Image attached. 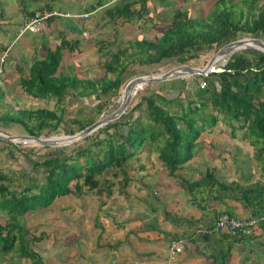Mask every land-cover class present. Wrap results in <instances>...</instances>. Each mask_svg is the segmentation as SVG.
Returning a JSON list of instances; mask_svg holds the SVG:
<instances>
[{
  "label": "trees",
  "instance_id": "1",
  "mask_svg": "<svg viewBox=\"0 0 264 264\" xmlns=\"http://www.w3.org/2000/svg\"><path fill=\"white\" fill-rule=\"evenodd\" d=\"M56 1L20 0V5L23 11H28L36 3H41L36 9L52 10L55 9ZM94 1L92 4V0H89L87 12L103 8L109 3V0ZM156 1L158 3L153 8L156 17L158 10H169L166 6L169 1L175 7L169 13L167 21L149 23L146 27L142 24L139 29L151 32V36L129 39L124 47L117 48L113 53H104L107 56L103 64L104 72L106 75L111 73L112 78L106 75L96 79L78 78L60 71L62 51L72 52L77 41L71 42L61 37L51 48L44 47L41 59L32 62L28 77L21 78L19 83L28 98L44 100L45 103L54 99L56 108L48 109L45 104L35 109L23 108L16 112V117H8V123L20 125L26 135L39 137L43 130H57L63 111L60 104L66 98H95L99 102L101 98L117 96L121 87L119 78L127 69L126 64L138 67L160 66L172 61L176 65H185L202 52L217 51L225 44L243 37L264 42V0ZM151 2L152 0H116L103 9L102 16L107 24L115 26L117 30L129 28L131 23L152 19L147 11ZM194 5L198 7L192 12L191 6ZM34 10L30 9V12ZM52 19L54 18L46 21L44 30L48 29V22ZM103 45L100 42V46L96 48L98 52L102 51ZM214 70L206 76L178 79L176 87L170 88L166 93L159 90L143 96L134 107L127 110L130 113L127 121L122 122V116L93 132L95 139L90 146L97 149L95 153H91L89 148L75 145V151L63 159L56 154L47 153L42 161L33 162L26 156L31 171L39 170L44 176L41 184H25L22 190L17 191L10 187L13 178L0 170V255L13 253L17 258L28 260L30 264H42L40 256L31 246L43 239V233L35 235L31 232V227L19 224L18 217L27 216L36 210H46L62 198L79 199L87 196L85 192L91 194L95 191L98 195L104 192L109 197L112 184L107 177L115 179L121 174L120 181L126 186L129 178L123 165L135 155L138 147L146 144L154 145L158 160L176 178V188L184 194L192 207L204 211L209 200L215 205L211 209L212 219L206 227L199 226L194 219L181 220L164 211L165 221L175 227H192L194 230L190 233L183 231L179 235L169 234L139 222L138 225L142 227L140 231H157L166 236L170 243L183 241L184 237L204 264L236 263L235 245H240L249 254V261L239 264H261L264 238L261 239L260 232L257 236L254 232L258 227H264V220H258L264 217V174L262 181L248 187L220 181L212 169L205 170L202 176L193 180H187L179 174L192 160L201 133L204 129L208 131L215 126L219 116L222 123L229 127L230 138H235L234 132H241L242 142L252 148V158L264 170V53L253 48L238 50L225 58L223 66L215 67ZM189 80L192 81L189 83ZM200 81L206 83L205 88H199ZM180 99L186 100L184 106L183 102L180 104ZM143 103L144 108H141ZM175 105L178 109L172 111L170 107ZM95 109L97 114L102 113V104L97 103ZM203 110H209L210 113L205 114ZM199 112L201 114L195 116ZM207 117L211 118L206 121ZM142 119L146 121L143 123ZM95 121L90 119L81 124L71 120V125L77 127L69 130L68 134L72 135ZM110 130H113L112 134ZM148 133L153 134L149 136ZM131 134L135 138L131 139ZM90 136L91 134L82 141ZM124 147L127 150L123 151ZM3 151L4 148L1 147L0 153ZM99 175H105L101 183L106 190L99 188L96 178ZM33 188L37 189L36 193H32ZM224 199L238 202L248 211V215L235 218L229 213L221 212L217 207ZM221 214L239 221H258L248 227L252 231L250 236L240 232L234 235L211 232L214 219ZM98 224V220L94 219L93 229L96 235L103 230ZM250 241L255 243L256 248L263 249L261 257L257 258L258 254L251 257L254 245ZM184 245L183 241V248Z\"/></svg>",
  "mask_w": 264,
  "mask_h": 264
},
{
  "label": "rangeland",
  "instance_id": "2",
  "mask_svg": "<svg viewBox=\"0 0 264 264\" xmlns=\"http://www.w3.org/2000/svg\"><path fill=\"white\" fill-rule=\"evenodd\" d=\"M85 1L86 0H61L59 6L58 4H54V6L56 10L58 7V9H65L73 13L72 11L81 9L77 8L79 4H84L85 7L86 4L83 3ZM94 2L95 1H93V3ZM157 3L158 1L152 0V5H148L147 11L150 18H152L151 20H145V22L141 20L131 23L132 25L129 26V29L128 27L118 28L120 36H118L119 33L113 32L114 27H112V25L105 24L103 30L108 32L110 38L104 37V39H99L96 34L92 38V41L95 43L93 44L96 46L99 45L100 42L104 41V43H109L114 40L116 45L112 42L114 45L110 46V49H114L116 47L121 48L125 46L124 42L118 41L120 38L129 37L132 39L151 36V32L139 29L142 24H144V26H149V23L159 24L160 22L167 21L169 13L175 7V4L173 5L172 2L169 1L166 5L169 10L165 12H163V9L158 10V16L156 17L153 8ZM110 4L106 6L109 7ZM106 6L95 11V13L88 18H94L95 23L100 22L101 14ZM196 7H198V5L191 6L192 12ZM96 28L95 26L93 30H96ZM27 37L29 36L25 34L19 40L15 41V48L23 44L24 40H28ZM106 40H109V42ZM215 52L216 50L202 52L185 65H176L172 61H168L160 66L138 67L135 64H126L127 69L119 78L121 87L119 88L120 90L117 96H107V98H101L99 102H97L95 98H66L60 104V108L63 111L61 114V122L57 130H43L40 137L67 136L69 135V130H75L77 127V125H71V120L82 124L86 120H98L106 116L118 106L121 89L131 78L142 75L159 74L176 66H192L199 68L203 66ZM80 57L81 56H79V58ZM78 63L79 65H87L88 61H86V59H80ZM102 63L104 62L99 63L97 66H91L86 70L76 69V65L68 67V65H63L62 63L60 71L78 78L96 79L106 75ZM215 64V67L220 66V64L216 62ZM106 76L110 78L113 77L111 73ZM176 80L178 79L162 83H150L143 86L141 89L137 90L136 94L130 99L125 113L120 117L124 116L123 118H127L130 114L128 112L129 109L134 107L143 96H147L159 90L161 93H166L170 88L176 87ZM191 81L189 80V83ZM180 100V104L183 102L184 106L186 100ZM97 103L102 104V113L97 114V110L95 109ZM104 103L106 105H104ZM43 104H45L48 109H54L57 105L54 99H49L46 103L44 100H32L30 98L15 101L9 100L8 97L3 98L0 95V118L2 120H0V133L8 136L26 135V132L19 127L20 125L15 123L10 124L7 120L16 117L17 108L35 109L44 106ZM177 104H179V101H177ZM141 108H144V103L141 105ZM170 108H172V111L178 109L176 105ZM203 112L205 114L210 113L209 110H203ZM200 114L199 112L195 114V116H199ZM220 117L221 116H219L215 126L211 127L208 131L204 129L201 133L199 145H196L198 147L197 150L195 148V156L183 167L179 174L185 179L191 180L202 176L205 170L212 169L220 181L226 183L234 182L246 187L252 186L255 180L258 178L261 180L264 170L262 168L260 170L259 163L252 158V148L248 147L247 143L242 142L240 137L241 132H234L235 138H230L229 127L222 123ZM210 118L211 117H207L205 119L208 121ZM117 120L118 119L114 121ZM141 121L144 123L146 120L142 119ZM120 129H122V127ZM109 132L112 134L113 130ZM150 134L152 135L153 133H148L149 136ZM99 137H103V135H99ZM133 137L134 134H131L130 138L133 139ZM94 139L95 135L92 133L87 140H80L73 144L58 148L39 147L28 143H9L0 141V147L4 148L3 153H0V170L13 178V183L10 187L20 191L25 184L29 185L35 182L41 184L44 181V176L39 170L38 172L37 170L35 172L31 171L25 158L26 156L33 162L42 161V157L47 153L56 154L63 159L68 156L69 153L75 151V145H79V147L84 149L89 148L92 151L91 153H95L97 149L90 146V143H92ZM135 148H137V146H135ZM122 150L125 151L127 148L124 147ZM230 152L235 154L236 157L229 155ZM214 155L217 157L214 158ZM123 168L125 169L126 176L129 178V182L126 186H123L122 181H120L121 174L115 179L107 177L112 184L110 188L112 196L109 198L105 196L104 192H102L101 195L96 194L95 191L91 194L85 192L87 195H91V197L89 198L86 196L84 201L82 197H80L79 200L76 198H62L55 201L51 207L46 210H36L27 216L18 217L17 220L19 224L26 228L31 227V232L35 235L40 232L43 233V239L31 246L40 256L42 264H162L163 262L166 263V261L170 262V264L172 263L173 260L167 256L170 242L163 234H158L156 233L157 231H151L157 237L156 240L150 241L152 243H147L146 241L142 242L141 239L139 240V238L132 237L133 234L136 233H139L141 237L145 236V231H140L142 227H140L138 223L141 222L143 225H152L154 229L158 227V231L163 230V232H165L169 230V232H178V228L173 227V225H170L164 219V211H167L166 209L168 208L166 207L168 203H174L173 207L176 208H174L175 212H178L179 215L173 213L174 209H172L173 211L170 210L171 212L169 213L181 220H189L192 219V217H197L200 211L197 210L199 212L195 213L193 216L189 214V212H191L190 209L192 210L193 207L189 206L190 203L188 199L184 201L181 195L179 196V194L174 193L173 184L176 178H173L168 168L161 164L157 158L156 151L149 146L145 145L141 151V156H133L124 163ZM104 177L105 175L96 177L101 190H106L104 184L101 183ZM36 192L37 189L33 188L32 193ZM73 203L74 209L71 211V204ZM214 205L215 203L211 200L205 204V208L208 209L203 211V218L206 224L210 223V218L212 216V211L210 210ZM94 219H97L98 225L103 228L101 232L98 231L96 236H93L91 233L93 232L96 234L93 229ZM262 228L264 231V227ZM97 229L99 230V228ZM185 229L187 233L194 230L192 227ZM130 230L131 233H129ZM128 237L133 240L131 243ZM182 239L184 244L187 243V246L193 248L188 245L184 237ZM115 242H121V245L113 249L112 245ZM234 248L240 254H236L238 258L237 260L235 258L236 263L232 264L249 261V254L246 253L247 250L244 251L240 245H235ZM259 257H261V253ZM262 260H264V257L260 260V263L264 264ZM0 264L30 263L28 260L17 258L11 253L8 255H0Z\"/></svg>",
  "mask_w": 264,
  "mask_h": 264
},
{
  "label": "crops",
  "instance_id": "3",
  "mask_svg": "<svg viewBox=\"0 0 264 264\" xmlns=\"http://www.w3.org/2000/svg\"><path fill=\"white\" fill-rule=\"evenodd\" d=\"M93 1L94 0H92L91 3H93ZM114 1L115 0H109L108 4L113 3ZM83 3L86 4L85 7H84V4H79V6H77V8H81V9L80 10L76 9V10L72 11L73 13H71L70 11H67L65 9L62 10L61 13H68V14L72 15V17H70V18H54V19H52V21L48 22V26H47L48 29L47 30H43L39 34L33 35L31 33H28V32H23L21 34V33H19V31H20L22 24L31 16L32 12H30V9H31V11L36 9L37 6H39V4H33L31 7L28 6L29 7L28 11H23V9L21 8V5H20L21 4L20 0H0V56H1V54L6 53V57L4 58V61L1 65L2 74L0 77V95L3 98L8 97L9 100H15V101L24 100L25 98H28V96L22 91L19 80L21 78L28 77V72H29L28 70H29L30 65L36 59H41V57L43 55V48L46 46L51 48L52 45L54 43H56L59 40V38H61V37H64V39L67 41H71V42L77 41L78 44L72 52H67L66 50L62 51V61L60 64V68H62V63H63V65L66 64V65H68V67H71V65H76L77 66L76 69L86 70L91 66H94V65L97 66L101 62H105V60H107V56L104 55L105 52L107 53V51H108V53H113L117 48H120V47H116L114 49H110V46H112L114 44L116 45V43L114 40L110 41V42H109V40H106L109 43H104V41L101 42L104 44L103 49L101 52L97 51L96 48L100 46V43H99V45L95 46L94 45L95 43L92 41V38L96 34H97L99 39H104V37L108 38L109 37L108 32H105L103 30L104 25L107 23L105 22L106 20L103 18L102 14L100 17L101 20H99L100 22L95 23L94 18H88L90 15L94 14L95 11H98L102 7H99L93 11L87 12L86 9H87V5H89V0H86ZM54 4H58V6H59V4H61V0H57ZM53 10H55V9H53ZM83 15H86V16H83ZM107 25H109V24H107ZM95 26L97 28H96V30H93V28ZM112 27H115V26H112ZM17 28H18V30H17ZM110 28H111V26H110ZM118 30L114 28L113 32L115 31L114 33L118 34L119 33ZM110 31H111V29H110ZM25 34H27L29 36V37H27L28 40H24L23 44H21L19 47L15 48L14 42L19 40ZM118 36H120V33L118 34ZM129 39H130L129 37H123V38H120V40H118V41L124 42L126 44L127 43L126 41ZM112 42H114V44ZM79 56H81V57L79 58ZM80 59L81 60L86 59V61H88V64L87 65H79L78 61H80ZM76 60H77V62H76ZM103 64L104 63H102V65ZM79 78H84V77H79ZM17 109L20 110L23 108H17ZM128 118H129V116H127V118H123L122 122L127 121ZM119 128H121V126H119ZM200 138H201V136H200ZM199 142H200V139L198 140L197 145H199ZM145 145L146 144H143L140 147H138L136 149L134 156H138V157H139V155L141 156V151L143 150ZM245 145H247V144H245ZM146 146H149L150 148H152L154 150V145H146ZM195 148L197 150L198 147L196 146ZM196 150L194 149L195 153H196ZM195 153H194V156H195ZM229 155L236 157V155L233 154L232 152H230ZM216 157L217 156L214 155V158H216ZM259 169L261 170L260 165H259ZM262 172H263V170H262ZM195 179H197V178H195ZM191 180H193V179H191ZM258 181H262V177H261V180H260V178L255 180L254 184H255V182H258ZM174 182L176 183L175 180H174ZM175 183L173 184L174 193L179 194V196L181 195V198L184 201H187L184 194H182L181 192L178 191V189L175 186ZM87 196L89 198L91 197V195H87ZM111 196H112V193L109 197H111ZM85 197L86 196H82V198H84L83 201L85 200ZM71 205H72L71 206V208H72L71 211H72L74 209V203ZM173 206H174L173 202L168 203L167 207H166V208H168L167 211L168 212L173 211L172 209L175 208ZM189 206L192 207L190 204H189ZM217 208L221 212L229 213L235 218H243V217H246L248 215V211L244 210L242 208V206L238 202H235L234 200L232 201L229 199H224L222 204H220ZM175 209H174L173 213L179 215L178 212H175ZM206 210H208V209H206ZM190 211L191 212H189V214L193 216L195 213L199 212L200 210L197 211V209L195 207H193L192 210L190 209ZM203 214H204L203 211H200L199 215L197 217H192V219L197 221V224L199 226L206 227L208 224L205 223V219L203 218ZM210 219H212V217ZM173 227H175V226H173ZM156 228L158 229V227H156ZM175 228H178L179 233L176 231H174V232H169V230H166V231L169 234L177 233L176 235H179L183 231L186 232L184 226L183 227L182 226H176ZM151 231H153V230H151ZM151 231L144 232L145 236H143V237H141V235L139 233L133 234L132 237L139 238V240L141 239L142 242L146 241L147 243H152L150 241L156 240L157 237ZM262 231L263 230L260 227H258L255 230L254 235L257 236L260 232L261 233V239H263L264 238V231L263 232ZM162 232H163V230H162ZM91 233L93 234V236H96V234H94L93 232H91ZM156 233H158V232H156ZM128 239H129L130 243L133 241L129 237H128ZM120 241H122V240H120ZM250 244L254 245V246H252L253 249H251L253 252L251 254L252 255L251 257H253L255 254H258V255L260 253L262 254L263 249L261 247L256 248L255 243L253 241H250ZM119 245H121V242H115L112 245L113 246L112 248L114 249V247L116 248ZM236 253L240 254L238 251ZM167 256H168V253H167ZM235 258L237 260L238 256L237 255L234 256V261H235ZM248 258H249V256H248ZM257 258H259V256ZM166 263L170 264V262H168V261H166ZM166 263L163 262L162 264H166ZM171 264H204V263L201 260V258L198 256L197 252L193 248L187 246V243H185L182 253L177 255L173 259Z\"/></svg>",
  "mask_w": 264,
  "mask_h": 264
},
{
  "label": "water",
  "instance_id": "4",
  "mask_svg": "<svg viewBox=\"0 0 264 264\" xmlns=\"http://www.w3.org/2000/svg\"><path fill=\"white\" fill-rule=\"evenodd\" d=\"M245 48H253L264 53V42L254 38L237 39L219 48L213 55L209 57L207 62L199 68L192 66H176L159 74L142 75L129 79L121 89L119 96L120 100L116 109L72 135L60 137H35L31 135L8 136L0 133V141L9 143L28 142L32 145L48 148H58L73 144L89 136L96 129L116 120L118 117L123 115L130 99L136 94L137 90L141 89L143 86L150 83H162L173 79L187 78L190 76H206L207 74L215 71L214 67L216 66L215 60L217 56H224L226 58L233 52ZM224 62L225 60L220 63V66H223Z\"/></svg>",
  "mask_w": 264,
  "mask_h": 264
},
{
  "label": "built area",
  "instance_id": "5",
  "mask_svg": "<svg viewBox=\"0 0 264 264\" xmlns=\"http://www.w3.org/2000/svg\"><path fill=\"white\" fill-rule=\"evenodd\" d=\"M86 16V15H83ZM72 15L68 13H61L57 10H49L46 8L35 9L31 16L22 24L19 33L28 32L33 35L39 34L44 30L46 21L50 18H70ZM6 57V53L1 54L0 56V77L2 74V63L4 58ZM206 83L201 81L199 83V88H205ZM264 220V218H260L258 220ZM256 219L250 221H239L235 220L225 214L219 215L214 219L212 224L211 232H224L229 235H234L236 233H241L245 236H250L252 231L248 229V227H252L256 221ZM183 251V241L176 240L168 246V258L174 259L175 256L181 254Z\"/></svg>",
  "mask_w": 264,
  "mask_h": 264
},
{
  "label": "bare ground",
  "instance_id": "6",
  "mask_svg": "<svg viewBox=\"0 0 264 264\" xmlns=\"http://www.w3.org/2000/svg\"><path fill=\"white\" fill-rule=\"evenodd\" d=\"M223 60H225V57L224 56H217V58H216V63L217 64H220ZM215 68V67H214ZM22 143V142H21ZM25 143H28V142H25ZM24 143V144H25ZM29 144V143H28Z\"/></svg>",
  "mask_w": 264,
  "mask_h": 264
}]
</instances>
